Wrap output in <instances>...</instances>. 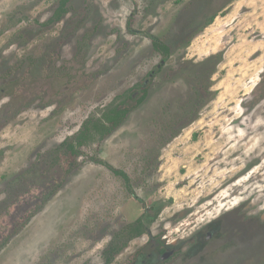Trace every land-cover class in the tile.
Listing matches in <instances>:
<instances>
[{"label":"rangeland","instance_id":"374dc122","mask_svg":"<svg viewBox=\"0 0 264 264\" xmlns=\"http://www.w3.org/2000/svg\"><path fill=\"white\" fill-rule=\"evenodd\" d=\"M58 4L0 0V264H105L145 211L110 264H264V0H69L44 25ZM133 85L112 133L52 163Z\"/></svg>","mask_w":264,"mask_h":264},{"label":"trees","instance_id":"16d2710c","mask_svg":"<svg viewBox=\"0 0 264 264\" xmlns=\"http://www.w3.org/2000/svg\"><path fill=\"white\" fill-rule=\"evenodd\" d=\"M69 0H59L57 8L54 10L53 14L44 22V25L59 21L62 16L67 12V2ZM153 48L165 58L170 55L169 46L162 42L160 39L153 37L152 40ZM135 87L141 89V96L137 99V104H139L146 96L147 89L145 87H140V85H133L131 88L125 90L121 95L116 96L117 98L122 99L119 102H110L106 105L99 116H91L86 118L79 130L71 137L65 139L62 143L64 148L61 155H56L52 161L53 164H65V168H72L73 162H76V158L80 155H83L81 148L89 145L91 142H96L100 144L113 130H115L126 117L127 113L130 111L131 107L125 106L124 102L127 99V92L132 90ZM65 159V163L63 160ZM91 161L94 163H99L111 171L114 175L120 177L125 185V188L129 193L131 191V181L129 176L120 169H117L97 158H91ZM72 163V164H71ZM153 219L149 217L147 211L143 212L141 216L133 220L131 223L127 224L126 227L121 231L122 234L117 235L116 239L112 241L103 251L105 264H110L113 256L120 252L123 248L122 244L118 243V238L120 236L126 237V239H132L135 237H140L143 234L148 233V228Z\"/></svg>","mask_w":264,"mask_h":264},{"label":"flooded vegetation","instance_id":"af4514ba","mask_svg":"<svg viewBox=\"0 0 264 264\" xmlns=\"http://www.w3.org/2000/svg\"><path fill=\"white\" fill-rule=\"evenodd\" d=\"M150 38L153 40V36H150ZM169 254H170V253L163 251V252L161 253V258H162V260H165V259L169 256Z\"/></svg>","mask_w":264,"mask_h":264},{"label":"water","instance_id":"95a60500","mask_svg":"<svg viewBox=\"0 0 264 264\" xmlns=\"http://www.w3.org/2000/svg\"><path fill=\"white\" fill-rule=\"evenodd\" d=\"M162 62H163V61H162ZM162 62H161V63H162ZM159 66H160V65L158 64V65H157V68H159ZM152 75H153V72H151V73L149 74L150 77H151Z\"/></svg>","mask_w":264,"mask_h":264}]
</instances>
